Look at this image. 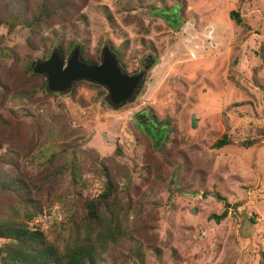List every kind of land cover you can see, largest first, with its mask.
Listing matches in <instances>:
<instances>
[{
    "label": "rangeland",
    "instance_id": "obj_1",
    "mask_svg": "<svg viewBox=\"0 0 264 264\" xmlns=\"http://www.w3.org/2000/svg\"><path fill=\"white\" fill-rule=\"evenodd\" d=\"M148 2L160 9H133L126 0H79L71 10L70 19L81 24L87 40V57L99 60L102 49V59L111 42L122 51L128 73L139 74L141 39L157 47L156 65L134 99L121 107L105 104L103 89L86 82L70 96H49L41 77L20 79L18 65L51 30L0 26V188L3 177L18 172L44 183L34 181L27 200L3 189L0 210L23 219L36 199L37 213L24 220L63 244L73 219L82 216L83 198L97 197L109 174L128 232L116 250L127 251L135 236L146 264H261L264 0ZM102 6L114 15V26ZM233 10L244 24L231 19ZM80 14L88 17L87 26L78 20ZM27 21L24 15L22 22ZM32 56L36 62L45 59L42 50ZM144 110L170 121L173 143L156 148L140 130L137 115ZM13 129L36 143L9 147L6 135ZM224 134L234 143L216 148ZM252 139L257 141L249 148L240 144ZM237 203L244 212L236 211ZM226 208L222 221L210 219ZM152 246L161 248L160 258L150 256Z\"/></svg>",
    "mask_w": 264,
    "mask_h": 264
},
{
    "label": "trees",
    "instance_id": "obj_2",
    "mask_svg": "<svg viewBox=\"0 0 264 264\" xmlns=\"http://www.w3.org/2000/svg\"><path fill=\"white\" fill-rule=\"evenodd\" d=\"M79 0H5L0 1V26L7 25L9 31L16 29L18 25H29L36 30L43 29L51 30L49 38L37 40L30 47L31 53L24 58V62L18 65L19 78L28 80L30 77H41L42 87L45 94L49 96L55 95L56 92L48 90L47 80L45 75L36 74L33 71L34 60L32 54L34 51L42 50L45 59L49 58L53 51L58 50L61 55L68 59L76 47L80 48L82 60L90 63H97L101 59V50L98 52L99 60L86 56V43L84 33L81 34V24L76 23L70 19L71 10L74 9ZM132 1H135L133 4ZM147 0H126L127 7H147L154 12L160 9L156 3L148 2ZM179 8L181 4H178ZM170 9L171 6H163ZM106 13L109 23L114 26L116 23L115 17L108 10L106 6H102ZM134 9V8H133ZM24 15H27L28 21L22 22ZM79 21L83 25H88V17L85 14L78 15ZM230 17L237 24H244V20L240 13L231 11ZM55 25H60L56 28ZM173 25V24H171ZM68 34H72L71 38H67ZM81 36V40L78 38ZM48 41V46L44 43ZM142 56L140 58L141 72H148L158 60V51L155 44L147 40L141 39ZM106 45V44H105ZM112 51L116 54L122 69L128 73L127 62L123 58L122 51L115 47L110 42ZM19 62L17 60L14 63ZM17 66V65H15ZM137 71H135L136 73ZM84 82L98 88H102L100 99L108 100L109 93L105 86L88 80H80L73 85V88L65 93H60L65 96H70L75 93L77 87ZM126 104V103H125ZM137 123L140 130L146 133L155 142L156 148L165 147L173 143V135L171 130V123L168 119L159 120L156 116H152L147 110L137 115ZM8 146L16 149H23L31 146L26 138H21L18 129H13L6 135ZM27 141V142H26ZM256 139L244 140L240 144L246 148L253 146ZM234 143V140L224 134L219 138L214 146L216 148H223ZM60 159V157H59ZM65 163V162H64ZM36 182L44 183L37 176ZM33 178L27 176L26 173L18 172L10 177H3L0 188L1 192L15 191L20 197L25 200L31 198V191L34 188ZM38 188V186L35 184ZM8 187V188H6ZM220 195V194H219ZM220 198V196H218ZM32 199V198H31ZM30 199V200H31ZM34 204L28 205L24 217L19 218L0 210V263L1 264H146L147 254L143 250V244L138 237L130 236L129 241H132L130 248L126 250H116L114 246L118 245L125 237L128 236L126 227L124 226L126 212L121 200L117 195V184L113 178L108 174V180L104 185L102 192L97 196L91 198L86 196L83 198V213L79 218L73 219L72 226L69 228V234L64 239L63 244H56L46 237L45 233L40 229L30 227L24 219L32 218L37 212L33 209L38 207L37 200H33ZM1 206V200H0ZM242 203H237L236 211L244 212ZM228 215V208L221 214L213 213L210 219L217 222L222 221ZM253 220V219H252ZM254 221V220H253ZM149 252L150 256L155 255L158 258L162 255V250L158 246H152ZM174 255L176 250H173ZM120 253L124 255L120 257ZM263 253V252H262ZM261 264H264V253Z\"/></svg>",
    "mask_w": 264,
    "mask_h": 264
},
{
    "label": "water",
    "instance_id": "obj_3",
    "mask_svg": "<svg viewBox=\"0 0 264 264\" xmlns=\"http://www.w3.org/2000/svg\"><path fill=\"white\" fill-rule=\"evenodd\" d=\"M34 73L45 75L48 90L65 93L80 80H88L105 86L108 90V102L112 106L121 107L137 95L144 85L146 73H126L109 44L103 48L100 63L82 60L80 48L76 47L68 59L58 50L51 56L34 64Z\"/></svg>",
    "mask_w": 264,
    "mask_h": 264
},
{
    "label": "flooded vegetation",
    "instance_id": "obj_4",
    "mask_svg": "<svg viewBox=\"0 0 264 264\" xmlns=\"http://www.w3.org/2000/svg\"><path fill=\"white\" fill-rule=\"evenodd\" d=\"M141 73V72H140ZM107 103H109L108 101H107Z\"/></svg>",
    "mask_w": 264,
    "mask_h": 264
}]
</instances>
